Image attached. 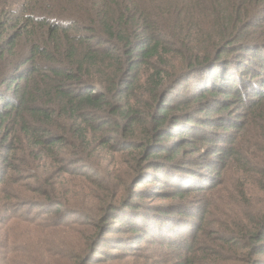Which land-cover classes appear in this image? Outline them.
<instances>
[{"label": "trees", "instance_id": "trees-1", "mask_svg": "<svg viewBox=\"0 0 264 264\" xmlns=\"http://www.w3.org/2000/svg\"><path fill=\"white\" fill-rule=\"evenodd\" d=\"M0 6V256L62 233L51 264H264V0Z\"/></svg>", "mask_w": 264, "mask_h": 264}, {"label": "rangeland", "instance_id": "rangeland-1", "mask_svg": "<svg viewBox=\"0 0 264 264\" xmlns=\"http://www.w3.org/2000/svg\"><path fill=\"white\" fill-rule=\"evenodd\" d=\"M0 11H1V6H0ZM251 12H255V11H251ZM229 80H230V82H232L234 80V77L233 76H230L229 77ZM197 83H198V81H197L196 78L189 79L187 81L188 88L191 89V90H193V91H196V89H197ZM184 88H185L184 86L183 87H180L177 90V92H180L182 94L184 92ZM194 112H196L195 109H194ZM194 116L197 117V118H200V117L203 118L204 116H207V113L199 112L198 111ZM205 128L208 129V127H205ZM172 143H173V141H172ZM197 146L199 148H202L203 145H199L198 144ZM208 146L209 145L203 146V149H202L203 151L197 152L196 155H195V157H194V159L197 156L203 157V158L209 156V155H207V152L205 151V149ZM194 148L196 149V145L194 146ZM192 150H193L192 148H190V149L187 148V150L185 151V153H189ZM182 160H184V157L182 158ZM182 160H181V162H182L181 164H176L178 166L176 173H178L180 175L179 178L181 180H183V181L187 180L186 183H187L188 186H189L188 181H192V182L196 183L198 186H200L201 185L200 183L202 181H204L203 180V177H202V174H201V172H202L203 169H200V167H199V165H197V163H189V162H186V161L183 162ZM105 165L108 166V167H110V168H113V164L110 163V161L106 162ZM117 169H119V167ZM195 171L197 172V175H194V178L187 177L186 174L188 172H195ZM176 173L175 172H172V174L170 176H172V175H174ZM169 177H161V178H168L169 179ZM185 178H187V179H185ZM206 178L209 179V176L206 175ZM106 182L109 185H112L113 184L112 181H106ZM113 182H116V181H113ZM150 182L151 183H148V184H150L148 186L149 187L148 188V192L149 193H152L154 191V189H156V190H161V189L171 190V189H168V187L170 185H172V184L166 185V183L162 184V183H159L158 181H154V180L153 181L151 180ZM142 186H144V184L141 185L140 187H142ZM89 187H93V185L90 184ZM130 187H131V184L129 185V188ZM140 187H138V190H137L138 193H142L144 191L143 189H139ZM196 192L197 191H194L193 193H190L189 195H187L186 198H195V194L199 193V192H197V193ZM175 198H177V197H175ZM171 202H172L171 200H165L164 203H159V201L158 202H151L149 204V206L150 207H158L159 208L160 206H164V205H166L168 203H171ZM173 202H175V201H173ZM141 218H143L146 221L150 220V218L148 219L147 217H144V216H141ZM57 237H58L59 243L57 242L56 243V246H54V244H53L54 242H51V245H49L48 248L43 249L41 251H38L36 248H32V249H29V250L25 251L23 255L17 256V253L11 254L10 255L11 259L9 261L6 260V258H3L2 256H0V264H51V262H50V260L48 258V252L50 250H52L53 252L63 253V254H65V257H67L69 250L65 246L66 245L65 244L66 242H65L64 239L66 238V236L64 234H62V233H59L57 235ZM109 249L112 250V251H114V252L116 250H118V249H114V247H110ZM126 253L127 254L124 257H126V259H128L129 261L136 262L137 264H140V263L144 262V260L147 258V256H151V255L152 256H155V257H160L161 256L160 254L155 253V250H153L151 252V251H148L147 248H145L143 250L136 251V252H133V250H129V251H126ZM130 254H133V255H130ZM116 259H120V257L117 256Z\"/></svg>", "mask_w": 264, "mask_h": 264}]
</instances>
